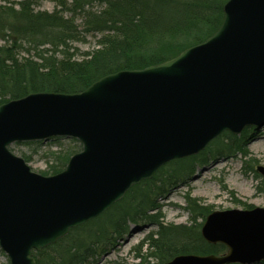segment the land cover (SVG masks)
<instances>
[{
    "label": "water",
    "instance_id": "1",
    "mask_svg": "<svg viewBox=\"0 0 264 264\" xmlns=\"http://www.w3.org/2000/svg\"><path fill=\"white\" fill-rule=\"evenodd\" d=\"M248 126H264V0H228L212 36L162 63L106 75L78 93L37 92L4 103L0 248L10 264H36L34 251L103 214L168 162ZM54 137L76 138L82 150L52 176L9 149ZM201 234L228 251L161 264L264 261V208L213 211Z\"/></svg>",
    "mask_w": 264,
    "mask_h": 264
},
{
    "label": "trees",
    "instance_id": "2",
    "mask_svg": "<svg viewBox=\"0 0 264 264\" xmlns=\"http://www.w3.org/2000/svg\"><path fill=\"white\" fill-rule=\"evenodd\" d=\"M40 1L0 5V105L37 92L78 93L106 75L167 61L212 36L224 20L228 0H71L62 3L65 10L52 13L36 11L34 6ZM94 2L101 8L95 10ZM92 33L101 35L97 49L85 58L75 57L69 44ZM72 142L66 150L49 152L53 156L49 175L63 171L70 157L81 150L76 139ZM214 142L213 156L243 147L242 141L228 132ZM206 152L166 164L102 215L35 251L36 264H95L96 257L108 251L111 240L127 232L129 221L146 220L158 227L146 244L148 256L159 263L184 254H225V245L209 244L201 235L200 228L212 212L210 206L186 196L189 225L165 223L160 214L159 197L190 176L197 164L206 163ZM22 157L31 160V156Z\"/></svg>",
    "mask_w": 264,
    "mask_h": 264
},
{
    "label": "rangeland",
    "instance_id": "3",
    "mask_svg": "<svg viewBox=\"0 0 264 264\" xmlns=\"http://www.w3.org/2000/svg\"><path fill=\"white\" fill-rule=\"evenodd\" d=\"M17 1L0 0V5L17 6L15 4ZM67 1L71 2V0H41L34 8L36 11L52 13L62 8L65 10L62 3ZM93 7L98 10L101 4L94 2ZM78 22L80 23L81 20ZM100 37V34L92 33L79 41H73L69 44L70 52H74L75 57L79 59L85 58L87 53L97 49ZM31 55L35 56L32 50ZM234 136L242 141V150L236 149L227 155L213 156L210 153H214L217 144L211 143L205 150L207 162L197 164L190 176L168 188L159 197L160 214L165 223L175 225L191 223V213L187 209L186 200L188 195L198 199L199 204L210 206L212 211L264 208V173L259 170V168L264 169V126L259 129L248 126L240 135ZM73 145L72 139L65 138L59 142L48 140L38 145L13 143L10 150L18 156H31L28 165L32 170L43 175L47 173L46 175L49 176L50 166L53 164V156H49V152L66 150ZM108 218L109 216L101 221H106ZM100 223L98 222L97 225ZM127 228L123 236L111 240L110 248L106 253L96 257L95 264H139L143 263V260L144 264H160L158 259L148 256L149 249L146 244L147 237L157 231L158 227L146 220L129 221ZM139 253L141 256L137 255ZM0 264H10L9 257L1 248ZM259 264H264V261Z\"/></svg>",
    "mask_w": 264,
    "mask_h": 264
},
{
    "label": "bare ground",
    "instance_id": "4",
    "mask_svg": "<svg viewBox=\"0 0 264 264\" xmlns=\"http://www.w3.org/2000/svg\"><path fill=\"white\" fill-rule=\"evenodd\" d=\"M58 138H61V137H58ZM64 139V138H63ZM37 142H40V143H42L43 141H37ZM30 143V142H29ZM32 169V168H31Z\"/></svg>",
    "mask_w": 264,
    "mask_h": 264
}]
</instances>
